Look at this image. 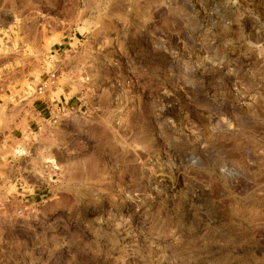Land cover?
<instances>
[{"label": "rangeland", "instance_id": "374dc122", "mask_svg": "<svg viewBox=\"0 0 264 264\" xmlns=\"http://www.w3.org/2000/svg\"><path fill=\"white\" fill-rule=\"evenodd\" d=\"M0 89V264H264V0H0Z\"/></svg>", "mask_w": 264, "mask_h": 264}, {"label": "crops", "instance_id": "0c3cea01", "mask_svg": "<svg viewBox=\"0 0 264 264\" xmlns=\"http://www.w3.org/2000/svg\"><path fill=\"white\" fill-rule=\"evenodd\" d=\"M57 73L44 72L34 82V90L36 94L42 95L26 108V114H23L17 120L19 127L14 128L12 135L15 138L23 136L24 132H35L40 129L43 123L53 117L55 108L59 111H65L74 108L77 105L78 97L70 96L71 91L67 90V86L61 84V76L58 79ZM54 75V76H53ZM20 89V88H18ZM10 90L0 89V105H3L5 98L11 96ZM18 102L19 99H18ZM13 145V142L6 140V137H0V187L4 188L8 185V178L14 173L13 159L6 156L5 151ZM13 181V180H12ZM29 195H32L29 192Z\"/></svg>", "mask_w": 264, "mask_h": 264}, {"label": "built area", "instance_id": "2783aa9c", "mask_svg": "<svg viewBox=\"0 0 264 264\" xmlns=\"http://www.w3.org/2000/svg\"><path fill=\"white\" fill-rule=\"evenodd\" d=\"M54 76V75H53Z\"/></svg>", "mask_w": 264, "mask_h": 264}]
</instances>
